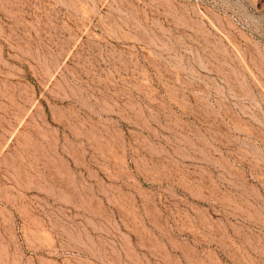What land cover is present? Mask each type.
Returning <instances> with one entry per match:
<instances>
[{"label":"rangeland","instance_id":"374dc122","mask_svg":"<svg viewBox=\"0 0 264 264\" xmlns=\"http://www.w3.org/2000/svg\"><path fill=\"white\" fill-rule=\"evenodd\" d=\"M0 264H264V0H0Z\"/></svg>","mask_w":264,"mask_h":264}]
</instances>
